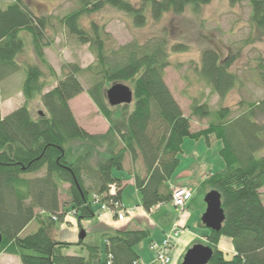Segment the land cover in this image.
Segmentation results:
<instances>
[{"label":"trees","instance_id":"trees-1","mask_svg":"<svg viewBox=\"0 0 264 264\" xmlns=\"http://www.w3.org/2000/svg\"><path fill=\"white\" fill-rule=\"evenodd\" d=\"M212 0H78L77 7L58 18V22L83 44H89L97 63L82 68L67 64L65 75L52 89L57 73L46 57L45 49L54 39V17L38 14L26 0H11L0 6V84L21 71L26 103L2 116L0 95V232L3 236L0 253L16 255L22 264H135L141 261L137 246L151 237L149 229H120L104 234V247L85 245L84 239L70 243L54 238L55 224L64 220L69 211L80 219L94 217L95 206L103 213L94 196L110 207L122 202L127 175L134 177L142 206L151 211L156 205L168 203L173 195V176L181 162L185 138H203L210 145L211 137L222 142L220 154L223 169L211 173L201 187L208 193L218 190L222 195L225 221L220 231L209 230L205 245L214 250L208 264H264V99L250 103L237 114L223 107L216 111V121L193 132L189 117L165 82V69L172 51L186 50V44L171 46L167 38L145 43L130 42L118 49H109L104 29L92 23L91 30L81 22L82 16L100 11L106 5L130 14L137 26L145 25L148 17L159 20L164 14L183 13L188 6L199 7ZM239 1V0H232ZM251 22L264 32V0H249ZM26 32L37 62L23 64L19 56L25 51ZM234 55L209 46L202 51L199 75L221 97L238 83L231 70ZM50 74H46L47 70ZM260 75L264 80V57L260 58ZM46 70V71H45ZM47 72V73H48ZM91 72L92 82L87 93L110 127L104 135L89 133L83 128L70 106V101L84 92L80 79ZM50 76L51 79L48 78ZM48 78V79H47ZM130 82L133 109L123 111L115 121V111L122 104L111 106L107 89L120 82ZM40 96L43 114L34 116L28 102ZM244 105V104H242ZM191 113L208 117V104L193 101ZM119 121V122H118ZM102 140V142L99 141ZM81 142V153L73 161L71 143ZM106 144L109 155L97 164L91 162L98 145ZM141 158L144 172L131 173L126 157ZM100 159V158H99ZM120 173H122L120 175ZM117 185L110 194V185ZM69 185L70 201L61 204L60 195ZM118 217V216H116ZM38 228L24 235L31 222ZM203 227H206L201 223ZM222 237H229L233 253L220 248ZM71 245L81 247L77 254H67Z\"/></svg>","mask_w":264,"mask_h":264},{"label":"rangeland","instance_id":"rangeland-1","mask_svg":"<svg viewBox=\"0 0 264 264\" xmlns=\"http://www.w3.org/2000/svg\"><path fill=\"white\" fill-rule=\"evenodd\" d=\"M7 1L0 0V6H6ZM26 1L36 13L54 17L55 28L54 30L49 29L51 32H48L54 42L45 49V52L47 51L46 57L55 69L57 76L53 85L46 88L45 91L55 87L58 81L64 77L67 64H78L82 68H87L89 65L97 63L96 56L91 51L89 44L80 43L58 22V18L77 7L78 0ZM251 13L252 6L249 0L234 2L232 0H212L210 3L199 7L188 6L181 14L166 13L159 20H154L149 16L145 25L137 26L130 14L106 5L100 11L82 16L81 22L89 30H91L93 22L99 24L105 31L102 38L109 49H118L133 41L145 43L158 38H167L170 46L175 43L186 44V50L170 52L169 66L165 69L164 79L182 108L184 115L189 117L191 130L197 132L208 127L212 121H216V111L223 107L233 109L235 115L250 103L264 99V80L260 75L262 70L259 68L260 58L264 57V32L252 24ZM23 35L26 36L27 44L25 51L19 56L20 62L22 64L31 60L37 62L36 56H33L34 50L29 35L26 32ZM209 46L221 49L225 55L235 56L231 70L236 73L238 83L224 97L214 92L211 86L199 75L202 51ZM45 69L48 72V69ZM47 72H45L47 75L50 74ZM24 76L23 71L17 73L9 81L11 88L8 91L0 89L1 100L4 101L1 104L4 115L12 113L26 103L24 95L16 94V87L20 84V81H23ZM48 78L51 79L50 76ZM80 79L84 92L72 100L70 106L83 128L91 134L104 135L107 133L110 124L99 112L87 93V89L92 82L91 72L81 73ZM121 83L132 87L130 82L124 81ZM9 93H13V95L7 96ZM193 101L208 104L211 110L210 115L204 118L193 116L191 113ZM133 106L132 102L126 109L121 110L122 106L117 107L114 114L116 116L115 121L121 119L123 111L127 113L132 111ZM28 107L34 116L38 115L39 111L44 110L40 96L28 102ZM257 118L260 123H264V113H260ZM99 141L102 142L101 139ZM81 146L82 143L78 141L71 143L72 153L68 155L69 161L77 158V155L82 151ZM222 146V142L214 136L211 137L210 145L203 138H185L182 152L179 155L181 162L172 179L175 183L187 182L186 187L192 192L193 199L184 211H181L180 208L170 202L161 204V207L157 210H146L142 206L141 197L132 181L133 176L127 175L124 180L127 184L123 190V203L127 211H124L118 217L110 214L108 217L111 219V224L107 225L99 219V208L97 206L94 207L96 213L94 217L83 219L72 213V207L68 206L66 211L69 212L65 219L55 224L54 238L77 243L81 239L82 231H84L86 233L85 245H96L103 248L105 234L103 231L111 233L120 230L119 228L149 229L151 237L137 246V250L141 255L140 263L159 264L155 261L156 253L151 245L162 244L176 221L181 228L180 234L174 239L170 250V264H181L188 249L197 243L204 244L207 241L209 230L201 225L202 216L206 210L204 201L206 192L201 184L211 173L224 168L225 160L220 154ZM109 153L106 144L98 145L91 162L97 164ZM261 154H264V151ZM129 158L130 156L126 157L130 160ZM135 161L126 165L131 173L136 172ZM185 170L188 172L181 174ZM178 185L182 186L183 184ZM64 188L60 200L61 204H65V202L68 204L70 197L66 190H68L69 185H65ZM261 193L264 202V187L261 188ZM183 221H185V224H182ZM115 223L116 228L112 226ZM37 228L38 223L31 222L24 231V235L36 231ZM220 243L224 246L226 252H228V247H233L232 240L229 237H222ZM80 251V246L71 245L65 250V253L77 254ZM229 255H232V253L229 252ZM2 257L4 256L2 255L0 258ZM15 260H18V264H22L19 258L15 257Z\"/></svg>","mask_w":264,"mask_h":264},{"label":"water","instance_id":"water-1","mask_svg":"<svg viewBox=\"0 0 264 264\" xmlns=\"http://www.w3.org/2000/svg\"><path fill=\"white\" fill-rule=\"evenodd\" d=\"M108 102L111 106L122 104H131L134 94L130 86L124 83H115L106 91ZM40 114H43L40 111ZM206 210L202 216V223L211 230L220 231L225 221V211L222 205V195L218 190H210L205 195ZM86 233L82 231L81 239H85ZM3 236L0 232V245L2 244ZM214 250L205 244L197 243L188 249L184 260L181 264H208L213 258Z\"/></svg>","mask_w":264,"mask_h":264},{"label":"built area","instance_id":"built-area-1","mask_svg":"<svg viewBox=\"0 0 264 264\" xmlns=\"http://www.w3.org/2000/svg\"><path fill=\"white\" fill-rule=\"evenodd\" d=\"M117 189L118 188L115 183L111 184L110 194L112 195L116 194ZM191 197H192V192L188 187L186 186H176L175 187L174 186L171 202L174 206H176L177 208H180L181 211H184ZM94 198H95L94 199L95 203L100 205V209L103 212H109L115 216H120L122 215V213H124V211H127V208L125 207L123 201L115 202L114 205L110 207L107 203H102L100 197L95 195ZM159 205L160 204L156 205L155 207H159ZM72 213H75V212L73 211ZM179 234H180V226L178 222H176L171 232L166 235V238L164 239L162 244L160 245L152 244L151 245V248L156 253V259H155L156 262H158L159 264H170L171 263L170 250L174 242V239L178 237ZM140 262H135V264H141Z\"/></svg>","mask_w":264,"mask_h":264},{"label":"crops","instance_id":"crops-1","mask_svg":"<svg viewBox=\"0 0 264 264\" xmlns=\"http://www.w3.org/2000/svg\"><path fill=\"white\" fill-rule=\"evenodd\" d=\"M10 3L11 2V0H8L7 1V3ZM47 52V51H46ZM34 53V52H33ZM34 57H35V54L33 55ZM9 81H11V78H10V80L9 79H7V80H5V81H3L1 84H0V89L1 90H3V91H8L10 88H11V84H10V82ZM23 82V81H22ZM22 82L20 81V84L19 85H17V87H16V94L18 95V94H21V95H24L23 94V85H22ZM82 94V93H81ZM80 94V95H81ZM13 95V93H9V94H7V96H12ZM77 97H79V95L77 96ZM77 97H75V98H77ZM75 98H73L72 100H74ZM5 100V99H4ZM72 100L70 101V103L72 102ZM4 101L2 100L1 101V104L3 103ZM1 114H2V116L4 117V116H6V115H4V113H2V107H1ZM76 114V113H75ZM129 156H127V158H128ZM130 160H128V159H126L125 160V166L126 165H129L130 164V162H132V159H131V157L129 158ZM134 166H135V168H136V170H138L139 172H144V164H143V161H142V159L141 158H138V159H136V161L134 162ZM185 172H188L187 170H185V171H182V173L181 174H183V173H185ZM133 183L135 184V181H134V177H133ZM172 183H173V185L174 186H179L178 184H183V185H187L188 183L186 182V183H181V182H174V181H172ZM123 184L124 185H126L127 183H125L124 181H123ZM182 185V186H183ZM192 199H193V197L191 198V200H189L188 201V203H187V205L188 204H190V202L192 201ZM122 201H123V196H122ZM171 204H172V202H170ZM173 205V204H172ZM161 207V204L159 205V207H155V208H153L151 211H153V210H157V209H159ZM111 213H106V212H103L100 216H99V219L101 220V221H104L107 225H109V224H111V219H110V217H108L109 215H110ZM115 216V215H114ZM176 223V221L174 222V224ZM114 224V223H113ZM174 224H173V226H174ZM182 224H185V221H183V223ZM112 226H115L114 228H116L117 227V225H116V223H115V225H112ZM187 226V225H186ZM119 228V227H118ZM119 229H121V228H119ZM186 232V231H185ZM103 233H106L105 231H103ZM187 233V232H186ZM185 233V234H186ZM184 234V235H185ZM181 238V237H180ZM223 247V248H222ZM220 248L222 249V250H224L225 248H224V246L223 245H221V243H220ZM233 247L232 248H229L228 247V249H227V251L228 252H231V253H233ZM4 257H2V258H0V264H14V263H17L18 264V260H15V257H17V259L19 258L18 256H16V255H13V254H8V253H1ZM0 254V255H1ZM1 255V256H2ZM0 256V257H1ZM141 256V255H140ZM20 259V258H19ZM21 261V260H20Z\"/></svg>","mask_w":264,"mask_h":264},{"label":"bare ground","instance_id":"bare-ground-1","mask_svg":"<svg viewBox=\"0 0 264 264\" xmlns=\"http://www.w3.org/2000/svg\"><path fill=\"white\" fill-rule=\"evenodd\" d=\"M184 186V185H183ZM73 212V211H72ZM181 228V227H180Z\"/></svg>","mask_w":264,"mask_h":264}]
</instances>
